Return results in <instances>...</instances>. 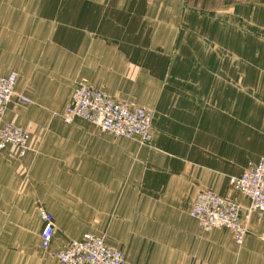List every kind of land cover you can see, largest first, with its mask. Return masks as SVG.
<instances>
[{"label": "crops", "instance_id": "0c3cea01", "mask_svg": "<svg viewBox=\"0 0 264 264\" xmlns=\"http://www.w3.org/2000/svg\"><path fill=\"white\" fill-rule=\"evenodd\" d=\"M262 35L264 0H0L6 120L30 133L25 157L0 151V264H63L86 233L124 264H264L256 214L241 246L190 216L205 189L249 203L229 178L264 157ZM82 79L153 110L152 145L66 123Z\"/></svg>", "mask_w": 264, "mask_h": 264}, {"label": "built area", "instance_id": "2783aa9c", "mask_svg": "<svg viewBox=\"0 0 264 264\" xmlns=\"http://www.w3.org/2000/svg\"><path fill=\"white\" fill-rule=\"evenodd\" d=\"M18 72L0 74V151L7 147L16 149L15 155L25 157L30 150V133L23 127L6 120L7 110L16 97ZM18 101L30 103L25 96ZM76 118L92 123L97 129L116 136L140 138L143 142L153 137L152 115L143 108L114 100L106 93L81 82L76 88L72 103L67 107L63 119L72 123ZM235 188L250 199L248 213L240 215L241 208L213 192H202L194 204L192 216L204 231L228 230L235 243L243 245L248 233L250 217L256 214L264 221V158L245 169L243 174L231 179ZM44 227L42 246L49 249L55 232L53 218L40 209ZM63 264H124V253L110 246L102 236L86 233L81 239L71 241L56 253Z\"/></svg>", "mask_w": 264, "mask_h": 264}, {"label": "rangeland", "instance_id": "374dc122", "mask_svg": "<svg viewBox=\"0 0 264 264\" xmlns=\"http://www.w3.org/2000/svg\"><path fill=\"white\" fill-rule=\"evenodd\" d=\"M218 20H220V19H218ZM245 30H246V27H245ZM250 34H251V32H249ZM255 35H257L258 33H256V32H253ZM262 37H263V39H264V35H262ZM81 82H85L86 84H88L90 87H92V88H95V89H98V88H96V87H94V86H92V85H90L89 84V82H88V80H86V79H82V80H80L78 83H77V86H76V88L79 86V84L81 83ZM76 88H75V90H76ZM75 90H74V92H75ZM100 90V89H99ZM100 91H102V90H100ZM103 92V91H102ZM105 93V92H104ZM74 94V93H73ZM107 94V93H106ZM107 95H109V94H107ZM73 96V95H72ZM110 97H112L111 95H109ZM114 100H116V101H119V102H122V103H125V104H127V105H131V106H135V107H140V108H143V109H145L146 111H148L149 113H151V115H152V123H151V129H152V133H153V137H152V139H151V141H149V142H143L140 138H128V139H135V140H137V141H139V143L141 144V145H146V146H151L152 145V143H153V140H154V129H153V120H154V116H155V113H154V111L153 110H151V109H149V108H147V107H145V106H143V105H140V104H138V103H135V102H132V101H130V102H125V101H121V100H118V99H116V98H114V97H112ZM71 103H72V99H71ZM70 103V104H71ZM67 109V108H66ZM67 123V122H66ZM101 131V130H100ZM107 133V132H106ZM113 135V134H112ZM116 136V135H115ZM117 137H122V136H117ZM124 138H126V137H124ZM264 157H262L261 159H263ZM261 159L258 161V162H250L246 167H245V169L247 168V167H249V166H255V165H257L260 161H261ZM245 169L243 170V172L245 171ZM243 172L241 173V175L243 174ZM241 175H239V176H232V177H230L229 178V185H230V187H231V189H232V191H234V193H239V194H241V195H243L244 197H246L248 200H249V203L247 204V205H244V204H241L239 201H237V200H235V199H232V198H229V197H226V196H222V195H220L219 194V192H217V191H215V190H213V189H205V190H201L198 194H197V196H196V198H195V201H194V203H193V205H192V208H191V210H190V216L193 218V219H195L193 216H192V210H193V207H194V204H195V202H196V200H197V198H198V195L200 194V193H202V192H213V193H215V194H217L218 196H220V197H222L223 199H226L228 202H231V203H233V204H235V205H237L239 208H241V213H240V215L242 214V215H244V214H246V213H248V209H249V207H250V199L246 196V195H244V194H242V192H240L239 190H237L236 188H235V184L233 183V182H231V179L233 178V177H235V178H238V177H240ZM42 208V207H41ZM40 208V209H41ZM44 209V208H43ZM45 210V209H44ZM41 215V214H40ZM253 215V214H252ZM252 215H251V217H252ZM251 217H250V219H251ZM259 219V218H258ZM200 227V226H199ZM201 228V227H200ZM202 229V228H201ZM208 232V231H207ZM210 232V231H209Z\"/></svg>", "mask_w": 264, "mask_h": 264}, {"label": "bare ground", "instance_id": "6f19581e", "mask_svg": "<svg viewBox=\"0 0 264 264\" xmlns=\"http://www.w3.org/2000/svg\"><path fill=\"white\" fill-rule=\"evenodd\" d=\"M246 238V237H245Z\"/></svg>", "mask_w": 264, "mask_h": 264}]
</instances>
